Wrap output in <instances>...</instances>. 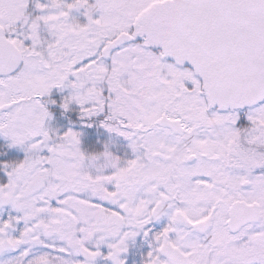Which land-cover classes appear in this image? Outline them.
<instances>
[{"label": "snow or ice", "instance_id": "6c2138e0", "mask_svg": "<svg viewBox=\"0 0 264 264\" xmlns=\"http://www.w3.org/2000/svg\"><path fill=\"white\" fill-rule=\"evenodd\" d=\"M0 137V264H264V0H0Z\"/></svg>", "mask_w": 264, "mask_h": 264}, {"label": "trees", "instance_id": "16d2710c", "mask_svg": "<svg viewBox=\"0 0 264 264\" xmlns=\"http://www.w3.org/2000/svg\"><path fill=\"white\" fill-rule=\"evenodd\" d=\"M54 94H56V93L54 92ZM3 140H4L3 137H1V139H0V145L4 144V141ZM19 154L22 155L21 152ZM19 154L16 153L15 151H13V149L8 150V155L9 156H12V157H15V158H20V155ZM0 158H3V157H0Z\"/></svg>", "mask_w": 264, "mask_h": 264}, {"label": "rangeland", "instance_id": "374dc122", "mask_svg": "<svg viewBox=\"0 0 264 264\" xmlns=\"http://www.w3.org/2000/svg\"><path fill=\"white\" fill-rule=\"evenodd\" d=\"M55 93H56V91L55 90H53ZM57 94V93H56ZM105 136H106V134H101L100 135V139L102 140V139H104L105 138ZM0 139H1V137H0ZM4 141V140H3ZM97 147H100V145L99 144H97ZM13 151H15L16 153H20L21 152V154L22 155H20V158H22L23 157V152L21 151V150H19V149H13Z\"/></svg>", "mask_w": 264, "mask_h": 264}]
</instances>
